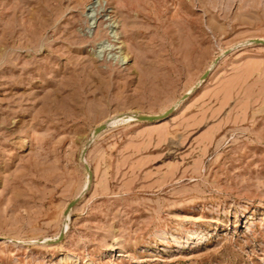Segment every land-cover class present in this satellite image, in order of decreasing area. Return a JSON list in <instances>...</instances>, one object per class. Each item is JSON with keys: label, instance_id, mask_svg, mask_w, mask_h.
Wrapping results in <instances>:
<instances>
[{"label": "rangeland", "instance_id": "1", "mask_svg": "<svg viewBox=\"0 0 264 264\" xmlns=\"http://www.w3.org/2000/svg\"><path fill=\"white\" fill-rule=\"evenodd\" d=\"M0 264H264V0H0Z\"/></svg>", "mask_w": 264, "mask_h": 264}, {"label": "water", "instance_id": "2", "mask_svg": "<svg viewBox=\"0 0 264 264\" xmlns=\"http://www.w3.org/2000/svg\"><path fill=\"white\" fill-rule=\"evenodd\" d=\"M172 110H173V107L169 108L168 110H166L165 112H163V113H161V114H159V115L139 114L136 118H137L138 120L152 121V120H156V119H159V118H163V117H165V116H166L167 114H169ZM105 126H106V124H102V125L98 126V127L94 130V135H95L96 133H98L100 130H102ZM83 153H84V151L82 152V155H83ZM85 167H86V170L88 171V178H89V180H90L92 174H91V172H90L88 166H85ZM72 203H73V202H72ZM72 203H71V204H72ZM69 207H70V205L67 207V210H66L65 214L67 213ZM61 236H62V231L60 232L59 237H61Z\"/></svg>", "mask_w": 264, "mask_h": 264}, {"label": "bare ground", "instance_id": "3", "mask_svg": "<svg viewBox=\"0 0 264 264\" xmlns=\"http://www.w3.org/2000/svg\"><path fill=\"white\" fill-rule=\"evenodd\" d=\"M113 25V24H112ZM112 25H109L107 28H111L112 27ZM114 29V28H113ZM110 30V29H109ZM112 31V30H111ZM111 31H110V33H111ZM113 33V32H112ZM116 34V33H115ZM137 117V116H136Z\"/></svg>", "mask_w": 264, "mask_h": 264}]
</instances>
